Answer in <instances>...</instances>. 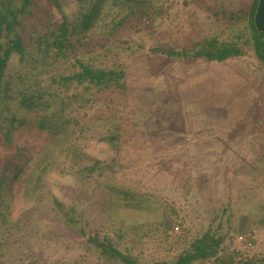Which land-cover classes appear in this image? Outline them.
<instances>
[{
	"label": "rangeland",
	"instance_id": "rangeland-1",
	"mask_svg": "<svg viewBox=\"0 0 264 264\" xmlns=\"http://www.w3.org/2000/svg\"><path fill=\"white\" fill-rule=\"evenodd\" d=\"M86 1L38 0L43 23L18 27L25 54L5 71L0 172L12 178L15 163L31 175L0 202V264H175L188 252L186 264H264L253 0H94L78 30L82 40L97 29L93 44L51 59L57 22ZM226 45L224 60L197 56ZM79 59L122 75L53 82L79 72ZM14 106L25 118L10 124ZM42 114L52 122L38 124ZM40 147L53 155L45 165L32 157ZM197 240L212 253L195 252Z\"/></svg>",
	"mask_w": 264,
	"mask_h": 264
},
{
	"label": "trees",
	"instance_id": "trees-1",
	"mask_svg": "<svg viewBox=\"0 0 264 264\" xmlns=\"http://www.w3.org/2000/svg\"><path fill=\"white\" fill-rule=\"evenodd\" d=\"M37 1L38 0H0V101H2L1 94L3 93L4 88H5V80H4L5 71L8 67V62H9L11 55L14 52L19 53V54H25L24 37L20 33V29H18V27H21V26L24 27L25 25L29 24L30 21H37L39 23L42 22L41 17H38V18L36 17L38 14V11L36 10ZM49 1L52 5H53V3L55 4V0H49ZM52 1H53V3H52ZM81 1L84 3L87 2L86 0H81ZM93 1L94 0H91V2H90V0H89L91 7H89V4H88L87 10H85V11L82 10V13L80 14L79 18L70 19V18H68V16L63 15L62 20L61 21L59 20L57 22L56 32L52 35V37H54V39L51 42L47 43L49 46H46L47 49L44 50L46 55H48L49 52H52L49 54L51 59L53 57V54H54V56L59 55L61 52H63L64 49H66V50L70 49L68 51V54H70V53L71 54H77L79 52V47H80L79 45L83 46L84 44H88V45L93 44V42H94L93 36L96 34L97 29L91 30L90 32H86V34H84L80 37L82 40L78 39V37H79L78 30H80V26L82 27L84 24H86V25L90 24L92 21L91 20L92 16H90L91 13H89V12L92 11L91 8L93 6L92 5ZM56 4H58V3L56 2ZM54 6L55 5L51 6L50 8H53ZM94 10L95 9H93V11ZM253 13H254V11H253ZM251 19H252L253 28H254L253 31L255 33L254 34V47L257 51L259 59L264 61V42H263L264 32L260 31L257 28L255 18H254V14L252 15ZM82 33H83V31L81 32V34ZM98 42L101 44V41H98ZM225 48H224V50L220 49L219 50L220 53H218V54L213 53V52H203V53H197V56H199L201 58H205L207 60L215 59V60L221 61V60H224L225 58H227L229 55H231V53H233L232 51H229L231 48L228 49V45H226ZM66 58H68V55H67V57H65V59ZM78 62H80V65H81V70L79 72L73 73L72 76L57 75V77H59V78L56 79L54 77L53 82L59 84L63 81H69L70 79L74 78V79H77L79 81H81L83 79L84 80L89 79L92 82L93 80H95V82H97V83L99 81L105 80L108 84L112 85V84H114L113 82H115L114 79H116V77L119 78L122 75V72H120V71H116L113 69L105 70V69L96 68L95 66L90 65V64L86 63V61H83L80 59L78 60ZM59 63H61L60 59L58 60V64ZM110 85H108V86H110ZM4 94H6V93H4ZM31 98L32 97L26 99L27 103L29 101H31ZM11 102L10 103L4 102L5 110L8 109L9 111H11V108H9V106H8L11 104ZM0 109H1V105H0ZM17 109H18V107H16V106H14L12 108V110L15 113L12 111V113H10L11 115H9L10 124H11V122L14 123L16 121L21 122L25 118V115H24L25 112L19 111L17 113L16 112ZM1 112H2V110H0V116H1ZM37 121H38V124H42V123H46V122H52V119H51V117L48 118L47 114H42L39 116ZM55 122H56V125L52 123V126L55 129V131H58L59 130L58 129V123L60 124V121L59 122L55 121ZM3 128H5V130H6V127H3ZM6 135L9 136L8 129L6 131ZM47 149L44 147L38 148V150L36 151V152H39L38 156L33 154L32 157L35 160H37V162H39L40 160L38 157L40 156V159L42 160L44 165L49 163L50 159L51 158L53 159V155L50 154L49 152H46ZM44 152H46V153H44ZM44 165L42 166V168L44 167ZM90 168L91 167L89 166L88 169H90ZM21 172L23 173V175L19 180V186H23V184L28 181V177L31 175V172L25 171V169H23V167L21 165L15 164V163L13 164V169L9 172L10 176H12V178L9 177L10 179H8V176H6V177L3 176L2 171L0 172V202L2 201L1 204H3L5 199H6V201H7V199L11 200V198H9L11 195H9V194H11V191L14 192V190H15V187L11 186V181H13L18 176H20ZM38 179H40V178L38 177ZM22 188L23 187H21V189ZM96 238L97 237H92V238H90V240L92 242H96L97 241ZM99 245L102 247L104 244L102 243ZM194 249H195V252H198L199 254L209 255L212 253L211 247H209L202 240H197L194 242ZM113 252H115V251H113ZM194 258H195V255L193 253L188 252L184 256H181L179 261L175 264H186Z\"/></svg>",
	"mask_w": 264,
	"mask_h": 264
},
{
	"label": "water",
	"instance_id": "water-1",
	"mask_svg": "<svg viewBox=\"0 0 264 264\" xmlns=\"http://www.w3.org/2000/svg\"><path fill=\"white\" fill-rule=\"evenodd\" d=\"M255 13H256L255 22L257 28L260 31L264 32V0H259L258 9Z\"/></svg>",
	"mask_w": 264,
	"mask_h": 264
},
{
	"label": "crops",
	"instance_id": "crops-1",
	"mask_svg": "<svg viewBox=\"0 0 264 264\" xmlns=\"http://www.w3.org/2000/svg\"><path fill=\"white\" fill-rule=\"evenodd\" d=\"M258 3H259V0H253V5L252 6H254V18H255V16H256V11H257V9H258ZM254 29V28H253ZM253 34H255V33H253ZM263 42H264V38H263Z\"/></svg>",
	"mask_w": 264,
	"mask_h": 264
}]
</instances>
